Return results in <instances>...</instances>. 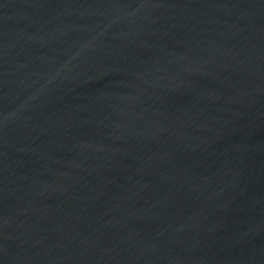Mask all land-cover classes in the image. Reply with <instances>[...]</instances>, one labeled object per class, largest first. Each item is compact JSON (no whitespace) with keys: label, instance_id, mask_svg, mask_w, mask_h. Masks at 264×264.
Masks as SVG:
<instances>
[{"label":"water","instance_id":"water-1","mask_svg":"<svg viewBox=\"0 0 264 264\" xmlns=\"http://www.w3.org/2000/svg\"><path fill=\"white\" fill-rule=\"evenodd\" d=\"M0 264H264V0H0Z\"/></svg>","mask_w":264,"mask_h":264}]
</instances>
